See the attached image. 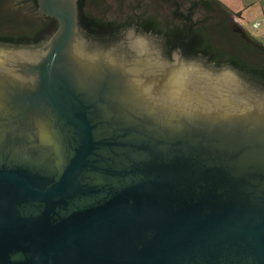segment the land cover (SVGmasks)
<instances>
[{
    "label": "water",
    "instance_id": "obj_1",
    "mask_svg": "<svg viewBox=\"0 0 264 264\" xmlns=\"http://www.w3.org/2000/svg\"><path fill=\"white\" fill-rule=\"evenodd\" d=\"M37 5L52 35L0 45V264H264V86Z\"/></svg>",
    "mask_w": 264,
    "mask_h": 264
},
{
    "label": "trees",
    "instance_id": "obj_2",
    "mask_svg": "<svg viewBox=\"0 0 264 264\" xmlns=\"http://www.w3.org/2000/svg\"><path fill=\"white\" fill-rule=\"evenodd\" d=\"M9 1L0 3V7L5 5L12 9ZM24 1L37 8V0ZM110 1L108 8L114 15L111 22H106L100 17L85 15L86 0H78L79 25L88 36H116L119 29L133 26L157 35L169 47L178 46L186 57H200L216 68L231 67L264 86V46L252 36L245 38L236 32L240 13H233L219 0ZM101 2L92 1L91 4L100 9L104 7H100ZM14 10L28 16L19 9ZM34 11L28 16L35 23L33 29H2L0 42L33 47L49 38L56 29V20L40 17ZM168 53L171 54V50Z\"/></svg>",
    "mask_w": 264,
    "mask_h": 264
},
{
    "label": "rangeland",
    "instance_id": "obj_3",
    "mask_svg": "<svg viewBox=\"0 0 264 264\" xmlns=\"http://www.w3.org/2000/svg\"><path fill=\"white\" fill-rule=\"evenodd\" d=\"M92 1L101 2V6L103 8L98 9L96 6L91 4ZM5 2V0H3ZM2 1L0 3H3ZM225 6L227 5L229 9L234 12L240 13V17L237 20L238 31L245 38H248V35L252 36L256 39L260 44L264 46V0H221ZM110 0H86V5L84 7V14L89 16H97L100 18H108L113 17V12L108 8L111 6ZM5 4V3H4ZM105 4V5H104ZM1 5V4H0ZM8 5L12 9L6 8L5 5L0 7V30L2 29H11L17 30L20 29H33L35 23L33 20L28 17L31 12V8L29 9L27 2L22 0H10ZM19 9L24 15L23 16L20 11L14 10ZM259 22V26L257 28H253V24Z\"/></svg>",
    "mask_w": 264,
    "mask_h": 264
},
{
    "label": "flooded vegetation",
    "instance_id": "obj_4",
    "mask_svg": "<svg viewBox=\"0 0 264 264\" xmlns=\"http://www.w3.org/2000/svg\"><path fill=\"white\" fill-rule=\"evenodd\" d=\"M27 5H28V7H30L31 8V10H35L34 12L38 15V16H40V17H46L45 15H43V14H41L40 13V11H39V9H38V5L36 4V9H34V5L32 4V3H27ZM103 20H105L106 22H111L112 20H113V17L111 18V17H108V18H103ZM126 28H122V29H119L118 31H119V33L117 34V35H119L122 31H124ZM82 31H83V29H82ZM83 32H85V31H83ZM236 32H238V29H236ZM148 34V33H147ZM85 35L86 36H88L86 33H85ZM116 35V36H117ZM150 35H152V34H150ZM116 36H97V37H94V39H96V40H105V41H111V40H114L113 38H116ZM153 36H155V37H157V38H160V37H158L157 35H153ZM88 37H90V36H88ZM90 38H93V37H90ZM161 39V41H162V43H163V45H164V47H165V49H166V52H168V51H170L171 50V52H173V51H176V49L178 48V46H176L175 48H173V47H169V46H167V44H166V42L162 39V38H160ZM0 45H3V43L2 42H0ZM5 46H10V45H5ZM11 47H15V46H11Z\"/></svg>",
    "mask_w": 264,
    "mask_h": 264
},
{
    "label": "built area",
    "instance_id": "obj_5",
    "mask_svg": "<svg viewBox=\"0 0 264 264\" xmlns=\"http://www.w3.org/2000/svg\"><path fill=\"white\" fill-rule=\"evenodd\" d=\"M259 26V22L253 24V28H257Z\"/></svg>",
    "mask_w": 264,
    "mask_h": 264
},
{
    "label": "crops",
    "instance_id": "obj_6",
    "mask_svg": "<svg viewBox=\"0 0 264 264\" xmlns=\"http://www.w3.org/2000/svg\"><path fill=\"white\" fill-rule=\"evenodd\" d=\"M220 2H221V0H219ZM223 3V2H222ZM225 5V4H224ZM226 7L227 8H229L227 5H226ZM231 10V9H230ZM232 11V10H231ZM233 13H238V11L237 12H234V11H232Z\"/></svg>",
    "mask_w": 264,
    "mask_h": 264
}]
</instances>
